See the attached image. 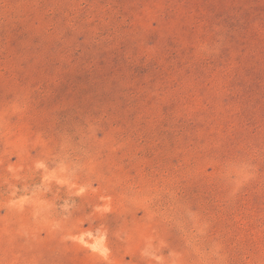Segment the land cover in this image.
Returning a JSON list of instances; mask_svg holds the SVG:
<instances>
[{
  "label": "rangeland",
  "instance_id": "obj_1",
  "mask_svg": "<svg viewBox=\"0 0 264 264\" xmlns=\"http://www.w3.org/2000/svg\"><path fill=\"white\" fill-rule=\"evenodd\" d=\"M0 264H264V0H0Z\"/></svg>",
  "mask_w": 264,
  "mask_h": 264
},
{
  "label": "trees",
  "instance_id": "obj_2",
  "mask_svg": "<svg viewBox=\"0 0 264 264\" xmlns=\"http://www.w3.org/2000/svg\"><path fill=\"white\" fill-rule=\"evenodd\" d=\"M220 17H221V15H220ZM229 19H230V18H228V21H229Z\"/></svg>",
  "mask_w": 264,
  "mask_h": 264
}]
</instances>
